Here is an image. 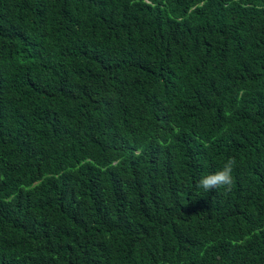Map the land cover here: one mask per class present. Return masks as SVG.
<instances>
[{
    "label": "trees",
    "instance_id": "1",
    "mask_svg": "<svg viewBox=\"0 0 264 264\" xmlns=\"http://www.w3.org/2000/svg\"><path fill=\"white\" fill-rule=\"evenodd\" d=\"M0 264H264V0H0Z\"/></svg>",
    "mask_w": 264,
    "mask_h": 264
},
{
    "label": "clouds",
    "instance_id": "2",
    "mask_svg": "<svg viewBox=\"0 0 264 264\" xmlns=\"http://www.w3.org/2000/svg\"><path fill=\"white\" fill-rule=\"evenodd\" d=\"M235 164V159L229 158L221 170L203 176L198 182L197 187L202 188L206 192L217 188H224L226 191L230 190L233 183L232 173Z\"/></svg>",
    "mask_w": 264,
    "mask_h": 264
}]
</instances>
